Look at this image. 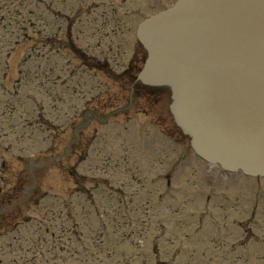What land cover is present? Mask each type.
<instances>
[{"label": "water", "instance_id": "obj_1", "mask_svg": "<svg viewBox=\"0 0 264 264\" xmlns=\"http://www.w3.org/2000/svg\"><path fill=\"white\" fill-rule=\"evenodd\" d=\"M139 40L148 52L140 79L170 87L195 151L263 174L264 0H178L141 27Z\"/></svg>", "mask_w": 264, "mask_h": 264}, {"label": "rangeland", "instance_id": "obj_2", "mask_svg": "<svg viewBox=\"0 0 264 264\" xmlns=\"http://www.w3.org/2000/svg\"><path fill=\"white\" fill-rule=\"evenodd\" d=\"M11 2H16L17 0H10ZM19 2H23L25 3L24 6L28 7L26 8L24 11L22 12H27L28 10H31V8L33 7V5H29L26 3L27 1H30L31 4H35L36 2H38L37 4H35V6L37 7L38 11H35L36 14H39L41 16V20L43 18V14H44V6L47 7V5L49 4V2H46L45 0H18ZM167 1V0H166ZM1 2V1H0ZM84 2V0H83ZM99 2L101 3H105V0H99ZM119 4V3H118ZM121 5H123V3H121ZM141 5L142 10H146L148 14H151L153 12H155L156 10L154 9H149L147 5H143V1L142 3H138L137 6ZM16 7V6H15ZM53 8H55V11L60 10L62 12V16L64 17L65 20H60L59 21V28L61 30V32H63V35L66 34L68 35V39H69V35L71 36V39L74 40L75 46L76 47H81L82 45L87 44L86 43V39L81 38L82 35L87 36L88 34H90L93 30V28H90L88 26V20H86V18L83 19V22L79 23L77 20L82 18L83 13L79 14L80 11H82L84 8L82 9H78V6L76 4H71L69 3V5L67 6V8H62L60 9L59 7L53 6ZM130 8V6H121L122 10L127 11ZM12 11V10H11ZM59 11V12H60ZM69 11V12H68ZM77 13V14H76ZM79 14V15H78ZM146 14V13H145ZM72 16V17H71ZM9 19L7 22L10 23L12 21V19ZM122 22V23H121ZM119 22L118 24L121 25L124 29V35L126 36L129 32L128 30H132V28L134 27V25L136 24L137 20L136 17L133 16L131 18V24H128L130 27L128 28V25L123 23V21ZM13 28L15 29V25H13ZM56 29V28H55ZM29 30H33V28H29ZM0 32H2V28L0 30ZM3 33V32H2ZM62 34V33H61ZM119 37L114 41L113 47H117L119 50L116 53H114L111 49L110 52H108V57H110L111 59L113 58V60L115 61L114 63H112L115 68L111 67L110 70L112 71V75L116 76L117 72L119 71H123V69L126 66V62L128 59H130L132 53L129 52V42L127 37ZM88 37V36H87ZM107 38V37H106ZM95 42H97L95 40ZM101 42H105V44H102L101 46L106 47L107 50V46H108V50H109V40L107 39H102ZM134 42V41H133ZM100 46V48H101ZM8 48L10 47V45L7 46ZM7 47H5V49H3V51L0 50V62L3 63L5 61L8 62V64L10 65L9 70H7V80L4 82V85L6 84L8 86V84H12L9 80L11 78V76L16 77L15 73H16V64H18L23 58H24V49L25 46H19L15 49H8ZM105 51V50H103ZM11 52V53H8ZM102 52V51H101ZM140 54V52H139ZM138 56V54H137ZM112 61V60H111ZM109 64H111L109 62ZM111 64V65H112ZM110 65V66H111ZM30 64H27L24 66V68H29ZM23 68V69H24ZM109 67L106 66V68L104 70H102L101 73H98V82H96V90H100V91H104L103 88H111L114 93H116L118 96H121V94H123L124 96H128V93L126 92L129 88L127 79L125 78V81L121 80L120 77H117L116 80H113L112 78H108L107 74L110 73ZM104 71V72H103ZM119 74V73H118ZM91 84V83H89ZM89 84H85L83 91L86 93V90L91 87V85ZM24 86H27V84H23ZM130 85V84H129ZM93 90H95V88H93ZM126 90V91H125ZM9 92L11 94H15L17 91L13 90V89H9ZM19 93V92H17ZM84 93V97L86 98V101L92 102L90 100V98L94 95V94H99L98 97L96 95L95 99L98 100L102 99L103 95L105 93H99L97 91L91 92L89 94V96L87 97V93ZM103 94V95H102ZM20 97V94H18ZM107 95V94H105ZM36 99L39 98L38 96V90L36 89ZM127 98V97H126ZM66 100L68 102H70L69 98H66ZM139 102V104H141V111H146L145 113L141 114L142 120L146 121V119L150 120V122L152 121L151 119H153V117L155 116V114L157 113L156 111H153V109H151L149 107L146 106V102L144 103L143 101L144 98H141L139 100H137ZM69 105V104H68ZM92 106V105H90ZM32 106H28L27 108H25V110L22 112L20 110V113L23 114V117H30L32 115ZM88 111H91V114H89ZM26 114V115H24ZM100 114V110L97 109V111H94L92 108H89L86 112V115H99ZM25 120V119H22ZM21 120V121H22ZM146 125V124H144ZM129 126H131L132 129H136L140 126V122L138 120V118H134L132 123H129L127 125L128 130H129ZM152 125L149 124V127L146 126V130H151ZM123 128V130L121 128H119L117 131L119 132V134L117 135L118 138L120 139V134L121 136H128L130 135V132ZM128 131V132H127ZM9 133V130L5 132V134ZM108 138L111 140L112 143L118 145V148L122 147L118 144L117 140L115 139V135L112 133L110 135H107ZM132 137V136H131ZM10 139L7 140V142H9ZM126 144L124 145V148H127L128 145H131L130 142L132 143V141L128 142L127 140ZM24 143H29L28 141H23ZM37 142V141H36ZM53 143V141H52ZM148 144L149 147V142H146ZM25 146V145H24ZM44 146V145H42ZM147 146V145H146ZM41 146L36 144L35 147L31 150V151H27L28 148L24 147V151L25 155L30 156L31 154H33L34 152H37L36 150L38 148H40ZM45 147V146H44ZM96 148H99L98 146ZM59 149V148H58ZM94 151H97V154L101 155V152L99 151V149H95ZM90 152L93 155V147L92 149H90ZM61 152H59L58 154L60 155ZM174 153V152H173ZM17 155H20L21 152L19 150L16 151ZM13 157H11L12 159ZM21 160L19 161V159H17L15 157V161H12V164L16 163L15 168L16 170L21 169V167L23 165H25V162L27 163V159L23 157L20 158ZM45 159V158H43ZM43 159H40V161H38L39 163H41L42 167L35 168V171L33 170L32 172H28L29 176L34 178V182L36 183V185L38 187H36V190L40 191H46L48 193L51 194H56V195H63V193L65 192V196L66 197H74L75 198V194H69V189L72 187L70 180H66L67 177L66 176V169L67 172L70 171V168H72V166H68L71 165V163L66 162V159H63V162L61 164H58L56 162H48L46 166L43 167ZM99 166V165H96ZM33 167H37V166H30V168ZM66 168V169H65ZM83 169V172L85 174H90L89 170H87V162L84 163L81 167ZM43 170L40 171L39 170ZM65 169V170H64ZM74 169V167H73ZM204 173V174H203ZM203 173H198L196 176V187L200 186V182H203L204 180L207 181V188H209L211 185V180H213V173L212 174H207V172H203ZM210 175V176H209ZM203 177V178H202ZM202 178V179H200ZM81 182H85L84 180H82ZM31 186V185H30ZM226 186V184H225ZM225 186H222L223 188H221V192H225V195L232 199H234V194H232V192H230V188H226ZM82 187H85L84 185L80 184V186H78V188L76 190L81 191ZM225 187V188H224ZM263 187H264V183H263ZM23 189L25 191L29 190V186L27 187V185L23 186ZM76 190L74 192H76ZM67 193V194H66ZM73 193V192H72ZM96 198L93 200V206H96L99 204V202H107V200L105 198H103L102 195H100L99 193L95 192ZM232 196V197H231ZM88 199V198H87ZM198 201V205L201 203V198H198V200H195L194 203H197ZM216 202V200H215ZM215 202L212 201L211 204L215 205ZM85 204H87V202H84ZM104 203V204H105ZM45 205V204H44ZM167 204L164 203L163 204V208L166 206ZM108 206V205H107ZM218 206L220 207H225L224 205L221 204V202H219ZM231 207V206H229ZM259 207H261V205H259ZM108 207L105 209V211L101 212V211H97V214L95 213V211L92 212H88L86 213H79L78 215L75 217L74 213H71V218L69 217L68 220L66 219L67 223L65 225V222L63 223L61 228H57L55 229L54 233H55V239L57 240L60 236V234L63 233L62 229L67 227V229L69 231L73 230V226L75 223L78 224L79 227H77L79 230H82L83 234L85 237L83 236H79V234L76 232V234L78 235L77 237H79L78 239H80L81 241L83 240V238H89L90 240L94 241V246L91 247V249L88 248V245L86 247H84V249L86 250V252L82 253L80 251V249L76 246L74 247L73 244H70L68 246L71 247V249L67 251V255L69 256L68 261L65 262V264H114V262H118V263H123L126 261V256L124 258V255L122 257L120 253V251H122L120 249L119 251V256H115V257H109L107 252H111L112 248L111 246H114L115 243L119 244V245H124L126 242L123 241L124 235L125 236H131L133 238H135L136 236L141 235L142 233L141 231H130L128 229H124V230H120L119 234L116 235V238L114 239L113 236H111L110 232L111 230L109 229V221H108V216L109 213L108 211ZM167 210H161L157 208V211L155 213H151V214H155V215H162L166 212ZM151 209L147 210V213H150ZM189 212V208L187 205H185L184 203L179 204L174 206L173 208H171L170 213L173 214L174 217V227L173 228H161L159 226L156 225H151L148 224V228H147V232H148V236H147V242L145 244V247H143L142 249L135 247L134 245L126 247V246H120L122 249H124L125 251H127V255L130 257V260H127V263L129 264H264V253H260V255H263V257L260 259V262H256V263H251V262H224V261H220L219 257H190L189 255L191 253H196L199 254L201 251L199 248L201 245H203L205 243L204 241V227L202 226V228L200 230L195 231L190 225H189V221L187 218V213ZM147 218V222L149 220H151V218H149L148 216H146ZM84 221H87V223L85 224ZM132 222V220H130ZM84 223V224H83ZM45 226V225H44ZM87 226V229L86 227ZM74 231V230H73ZM25 233V230H21L20 235L23 236V234ZM64 235H67V233L65 232ZM113 238V239H112ZM21 240V239H20ZM115 240V242L113 241ZM83 242V241H82ZM140 242V246L144 245V242L142 241H138ZM142 242V243H141ZM84 243V242H83ZM20 244V243H19ZM152 244L154 246H156V253H158V257L154 256V252L152 251ZM215 244V243H214ZM22 245V246H21ZM32 244H28L25 245V243L20 244L17 246L18 247H22L21 249H25V247L28 248V246H31ZM60 248H65V244L64 241H56V245H55V251L52 250L51 251V258H52V263L53 264H60L57 261H55L54 259H57V256L60 255L57 252V250H59ZM15 249V244L12 243V241H7L5 243H3L2 245V251L4 253V256L8 259L11 260L12 258L11 255H13L14 253L12 252ZM88 250V251H87ZM202 250V249H201ZM117 248H115L114 253L116 254L117 252ZM218 251V250H216ZM198 252V253H197ZM111 254V253H109ZM167 254H173L174 258L173 260H170L169 262H166L165 260H161V256L163 258L166 257ZM47 255V254H46ZM115 258V259H114ZM83 259V261H82ZM175 262V263H172ZM124 264V263H123Z\"/></svg>", "mask_w": 264, "mask_h": 264}]
</instances>
